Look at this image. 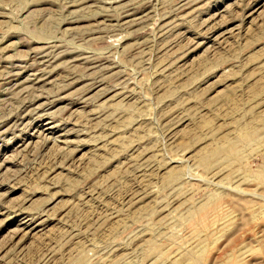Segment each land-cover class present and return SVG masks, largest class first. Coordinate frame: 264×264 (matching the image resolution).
<instances>
[{"label": "rangeland", "instance_id": "1", "mask_svg": "<svg viewBox=\"0 0 264 264\" xmlns=\"http://www.w3.org/2000/svg\"><path fill=\"white\" fill-rule=\"evenodd\" d=\"M0 264H264V0H0Z\"/></svg>", "mask_w": 264, "mask_h": 264}, {"label": "bare ground", "instance_id": "2", "mask_svg": "<svg viewBox=\"0 0 264 264\" xmlns=\"http://www.w3.org/2000/svg\"><path fill=\"white\" fill-rule=\"evenodd\" d=\"M50 127V126H49ZM48 128V127H47ZM250 128H251V126L250 125H244L243 127H241L240 128V131H239V133H237L238 134V136L240 137V138H244V139H246V138H249L251 135H252V130H250ZM52 130V129H51ZM254 132V131H253ZM51 133V132H50ZM256 137V136H255ZM236 138V137H235ZM243 139V140H244ZM224 140H226V137L225 138H223V142H226V141H224ZM248 140V139H247ZM227 143H228V141H227ZM219 144H220V142H219ZM222 145V144H221ZM227 145V144H226ZM222 146H224V144L222 145ZM225 147V146H224ZM219 148V147H218ZM218 148H213V150H211V152H207V153H205V151H204V153L203 154H201L200 155V160H203L206 156H208L210 153H212V152H216L217 151V149ZM174 172V171H173Z\"/></svg>", "mask_w": 264, "mask_h": 264}]
</instances>
